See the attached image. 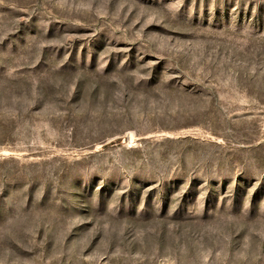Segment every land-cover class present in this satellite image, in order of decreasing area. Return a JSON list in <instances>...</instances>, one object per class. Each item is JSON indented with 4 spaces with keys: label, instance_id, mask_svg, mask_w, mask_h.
Here are the masks:
<instances>
[{
    "label": "rangeland",
    "instance_id": "374dc122",
    "mask_svg": "<svg viewBox=\"0 0 264 264\" xmlns=\"http://www.w3.org/2000/svg\"><path fill=\"white\" fill-rule=\"evenodd\" d=\"M0 264H264V0H0Z\"/></svg>",
    "mask_w": 264,
    "mask_h": 264
}]
</instances>
